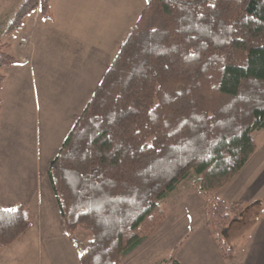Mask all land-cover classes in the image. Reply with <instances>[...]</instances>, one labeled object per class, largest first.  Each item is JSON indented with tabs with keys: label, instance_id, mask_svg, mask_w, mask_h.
<instances>
[{
	"label": "trees",
	"instance_id": "16d2710c",
	"mask_svg": "<svg viewBox=\"0 0 264 264\" xmlns=\"http://www.w3.org/2000/svg\"><path fill=\"white\" fill-rule=\"evenodd\" d=\"M51 1L24 0L6 36L37 11L52 19ZM10 47L0 45V93L2 71L20 63ZM261 130L264 0H148L48 170L67 235L89 233L79 263L122 264L166 221L164 200L192 172L227 258L221 233L242 204L211 194L244 168ZM32 222L25 204L0 206V249Z\"/></svg>",
	"mask_w": 264,
	"mask_h": 264
},
{
	"label": "rangeland",
	"instance_id": "374dc122",
	"mask_svg": "<svg viewBox=\"0 0 264 264\" xmlns=\"http://www.w3.org/2000/svg\"><path fill=\"white\" fill-rule=\"evenodd\" d=\"M23 1L0 0V45L9 41L6 24ZM54 2L57 11H61L59 23L62 27L55 36L54 30L59 29L60 25L47 29L45 35H52L51 39L55 37L56 43L44 41L39 45L34 34L31 39V47L37 49L35 62L40 66V69L33 71V83L29 77L31 95L32 99L36 97L38 105L41 103L44 107L37 118L38 129L34 134L32 149L23 150L16 157H7L3 150L0 154V196L5 195L9 201L14 200L10 198L21 193L22 184L26 188L28 185L31 192L40 189L44 205L35 224L38 227L43 221L45 225L43 230L40 229V239L33 236L32 232L26 234V231L21 240L0 249V264H80L79 255L85 249L89 233L81 231L70 237L63 228L61 218L52 219L58 209L49 203V196L52 200L55 194L53 190L51 194L48 192L45 180L47 151L50 152L53 145L59 146L60 137L78 120L100 83L104 74L102 66H106L110 57L111 60L115 58L148 0ZM27 65L30 67L31 63ZM254 137L261 145L264 131L256 132ZM196 177L197 174L192 172L164 200L166 221L158 228L157 234L124 256L122 264H158L164 259L176 258L182 242L186 241L190 224L204 216L201 206L203 198L194 187ZM8 178L13 186L11 195L10 189L6 191ZM260 215L257 207L241 208L239 217L228 222L221 233L222 246L227 254L231 253L233 244L240 245V251L245 248ZM48 225H51L49 229ZM62 228L65 234H62Z\"/></svg>",
	"mask_w": 264,
	"mask_h": 264
},
{
	"label": "crops",
	"instance_id": "0c3cea01",
	"mask_svg": "<svg viewBox=\"0 0 264 264\" xmlns=\"http://www.w3.org/2000/svg\"><path fill=\"white\" fill-rule=\"evenodd\" d=\"M57 9V5L52 0L50 7L52 19H46L40 11H37L25 20L23 28L18 33L16 32L17 35L14 34L15 36L8 41L11 43L9 51L14 53L13 55L20 60V63L4 69L6 80L0 93L3 100L0 110V154L3 150L7 157H16L23 150L29 151L32 149L34 134L37 133L38 129L37 118L40 116L44 107L41 103L38 105L36 97L32 99L31 95L29 77H31V82L33 83V74H35L33 71L36 68L40 69L39 64L35 62L37 49L31 47V39L34 34L39 45L44 41H48L51 44L56 43V38L53 37L51 39L52 35L47 36L45 32L47 29L49 30L60 25L61 11H57ZM61 27L62 25L59 26V29L54 30V36ZM111 59L110 57L106 66H102L104 74L112 64L113 60ZM100 61L102 62V58ZM29 63L31 65L27 67ZM73 126L70 130L68 128L65 135L60 137L61 144L59 140V146L53 145L50 147L51 151H47L48 161L45 170V180L49 193L52 190V186L48 178V170ZM256 144L257 149L255 153L240 173L228 185L211 194L212 197H216L227 203H240L243 209L257 207L260 210L261 215L254 225V229L250 235L251 238L249 239L250 242L246 246L244 245L245 248L242 251H240V245L233 244L231 253L225 258L218 241H216L208 227L209 216L206 209V200L200 192L203 198L201 206L204 210V216H201L198 222L190 224L189 230L186 233V241L182 242L181 247L177 251L176 258L181 264H264V141L261 145L257 142ZM6 182L9 183L6 191L10 189L11 195L13 191L11 188L13 186H11L9 178ZM0 190L2 191V185H0ZM19 191L21 193L16 195V198H10L14 199L11 201L5 195H1L0 206L5 208L15 207L18 204L28 206L32 212L33 222L26 234L32 232L33 236L40 239V229L43 230L45 225L43 221L38 224V227L35 224L38 214L40 215L43 212L44 202L40 189L37 192H31L28 185L26 188L22 184ZM49 199V203L57 206L56 197H52L51 200L50 195ZM55 218H61L59 209L56 211V215L52 216V219ZM50 226L48 225V229ZM63 228L62 234H65ZM240 252L242 253L239 255Z\"/></svg>",
	"mask_w": 264,
	"mask_h": 264
}]
</instances>
